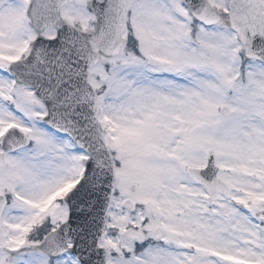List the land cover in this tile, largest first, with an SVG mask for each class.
Returning a JSON list of instances; mask_svg holds the SVG:
<instances>
[{
  "label": "snow or ice",
  "instance_id": "obj_1",
  "mask_svg": "<svg viewBox=\"0 0 264 264\" xmlns=\"http://www.w3.org/2000/svg\"><path fill=\"white\" fill-rule=\"evenodd\" d=\"M0 264H264V0H0Z\"/></svg>",
  "mask_w": 264,
  "mask_h": 264
}]
</instances>
